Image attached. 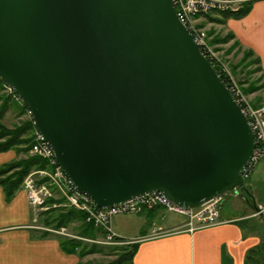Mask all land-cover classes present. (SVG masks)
<instances>
[{"label": "water", "instance_id": "95a60500", "mask_svg": "<svg viewBox=\"0 0 264 264\" xmlns=\"http://www.w3.org/2000/svg\"><path fill=\"white\" fill-rule=\"evenodd\" d=\"M0 77L98 207L240 187L256 138L173 0H0Z\"/></svg>", "mask_w": 264, "mask_h": 264}, {"label": "crops", "instance_id": "0c3cea01", "mask_svg": "<svg viewBox=\"0 0 264 264\" xmlns=\"http://www.w3.org/2000/svg\"><path fill=\"white\" fill-rule=\"evenodd\" d=\"M251 1L246 15L229 18L224 26L244 47L254 51L264 70V0ZM16 156L15 150L0 152V166ZM259 177L250 185L255 190L259 188L254 196L263 206L264 171ZM239 203L234 199L228 211L223 210V203L222 223L194 231L186 230L188 219L185 215L181 223L167 227L154 225V219L164 214L162 209L142 212L151 220L146 227V220L139 217L144 222L140 220L141 229L137 233L125 230L119 233L112 229L122 241L137 244L130 264H246L248 252L264 240V221L255 214L246 213V206ZM35 223L26 191L19 189L8 199L0 185V264H78L80 257L66 252L59 236H43ZM156 230L161 233L154 234Z\"/></svg>", "mask_w": 264, "mask_h": 264}, {"label": "built area", "instance_id": "2783aa9c", "mask_svg": "<svg viewBox=\"0 0 264 264\" xmlns=\"http://www.w3.org/2000/svg\"><path fill=\"white\" fill-rule=\"evenodd\" d=\"M238 1L239 0H230L228 4H224L225 2L221 0H173L179 19L193 34L201 52L222 74L224 69L214 60L215 56L205 40V33L200 29L198 30L197 20L199 15L202 18L203 15L210 14L216 9H238L239 6H233V4H238ZM227 82V86L236 102L247 116L256 138V145L251 160L243 170L244 179L247 180L250 178L258 162L264 158V107L258 111L252 110L242 99L240 90L237 89L230 80H227ZM5 87L9 96L16 100H22L12 86L5 83ZM28 113L31 115L30 110H28ZM31 151L35 155L46 159L50 166V169L43 168L32 170L25 177L22 184V188L26 191L36 216L38 217L41 212L54 208L58 204L84 211L86 213L87 222L94 223L96 226L102 227L106 231V237L103 240L83 238L92 242L107 244L116 242V234L112 229V219L116 215L138 214L156 208L185 215L188 219L185 223L186 230L188 231L216 225L223 222L220 207L225 197L230 192L235 196L239 195V187H237L235 190L222 193L210 199L199 207L187 208L173 203L163 193L155 191L113 206L101 208L94 203L92 197L88 193L79 190L74 185L69 175L57 162L54 150L38 130H35V140ZM234 192H238V194H234ZM59 198H62L61 201L53 205L49 203V200ZM40 227L62 236L75 237V235L67 232L66 227H60L58 229L45 226ZM158 233L161 232L156 230L154 234Z\"/></svg>", "mask_w": 264, "mask_h": 264}, {"label": "rangeland", "instance_id": "374dc122", "mask_svg": "<svg viewBox=\"0 0 264 264\" xmlns=\"http://www.w3.org/2000/svg\"><path fill=\"white\" fill-rule=\"evenodd\" d=\"M222 2H225L224 4H228V0H221ZM249 0H239L238 4H233V6H239V8ZM237 9V8H235ZM222 10H214L210 17H207V15H203L202 18L199 15L197 20L198 30L200 29L202 32L205 33V40L207 44L209 45V48L211 49L213 55L215 56L214 60L219 63L224 69L223 75L227 80H230L237 89L240 90L242 99L246 102V104L255 111H258L259 109H262L264 107V86L262 87V83L264 82V77L262 78V72L256 71L257 63L254 62L253 57L251 56L247 57L245 59L246 54H249L248 51L250 49L244 47L240 42L237 41L235 38L230 37V32L226 26H224L225 23H220L215 18L217 15L216 13L220 12ZM209 60V59H208ZM215 68H217L215 66ZM218 69V68H217ZM219 70V69H218ZM220 71V70H219ZM264 72V70H262ZM264 75V74H263ZM249 88H255L251 91H249ZM0 94L9 97L10 103H9V110L5 114L4 118L1 120V122L6 125L9 128H14L15 126L21 125L22 122H25L27 120L33 121L31 115L28 113L27 108H25V102L23 100H16L15 98L9 96L7 94V89L5 87V83L3 85V89L0 91ZM22 108H25V113H22ZM250 109V110H251ZM35 126L34 131L31 132V135H34L35 140ZM15 150V149H11ZM32 148L30 149V154L35 155L32 151ZM16 151V150H15ZM17 153V152H16ZM16 157H19L18 154ZM14 157V158H16ZM49 164V163H48ZM47 169H50L47 168ZM264 171V158L261 159L258 164L256 165L255 169L252 172L251 178L247 179V184L250 185V183L259 177L260 174ZM260 179V177L258 178ZM248 188L254 194V191L258 193V190H255L251 185ZM258 185V183H257ZM234 194H238V192H234ZM242 198V199H241ZM237 197L233 195V193H229L225 197V201L221 204V207L223 205V210L228 211L230 207H233L232 203L233 200H238L240 205L242 207L246 206L245 212L248 214H255L259 218V214L247 203V199L245 197ZM62 199V198H61ZM61 199H54L53 205L56 202L61 201ZM250 199H248L249 201ZM250 202V201H249ZM247 203V204H246ZM221 207H220V213H221ZM264 210V204L261 206ZM54 208H62V209H69L70 207H66L65 205H57ZM163 215H158L157 218L154 219V225L156 226H163L167 227V225L175 224V223H181L186 217L183 215L173 212L164 210ZM34 213V217H35ZM47 216V215H46ZM44 215L43 217H38V222L35 223L38 226L44 225L42 222V218H46ZM139 217H143V219L146 220V227L148 226L147 221L151 220L146 217V215L138 213V214H119L113 217L112 219V227L115 231L119 233L125 232H131V233H137V231H140L141 229V223ZM163 218V219H162ZM262 219V218H261ZM144 222V220H143ZM81 222L80 221H72L70 224L66 226L67 232H69L72 235H75V237H81L77 234L79 226ZM54 228V227H53ZM102 228V227H101ZM103 229V228H102ZM104 230V229H103ZM71 237V236H70ZM106 237V231L104 230L103 234H98L96 239L103 240ZM73 238V237H71ZM116 242L107 244V243H99L100 246H107L104 247V251L98 252V253H90L89 255H86L81 260L84 262V264H114L118 258L121 257L124 253H129L131 251V242L129 241H118L115 239ZM98 244V243H97ZM124 264H130L128 262H125Z\"/></svg>", "mask_w": 264, "mask_h": 264}, {"label": "trees", "instance_id": "16d2710c", "mask_svg": "<svg viewBox=\"0 0 264 264\" xmlns=\"http://www.w3.org/2000/svg\"><path fill=\"white\" fill-rule=\"evenodd\" d=\"M251 6L252 1L249 0L236 10L226 9L216 13L217 16L212 19H216L220 23H225L229 18H241L250 11ZM208 17H210V15ZM229 35L231 38H235L233 32H230ZM248 53L249 54H246L245 59L249 56H251V58L253 57L254 62L257 63V68L255 70L261 71L263 78L264 72L262 71L263 68L261 67L260 59L256 56L254 51L249 50ZM216 70L220 74L224 83L228 84L227 78H225V76L217 68ZM3 85L4 81L0 78V91L3 89ZM263 86L264 82L262 83V87ZM253 89L255 88H249L248 90L251 91ZM10 100L11 99L9 97L0 94V152L15 149L19 156L0 166V185L4 187L8 199H11L16 191L21 189L24 178L32 170L50 167L46 159L30 154V149L34 143V135H31V132L34 131L33 121L27 120L14 128H9L1 122L10 108ZM24 107L28 110L26 103ZM25 108H22V113H25ZM54 201L56 200L51 199L49 200V203L51 204ZM44 215L47 216L46 218H42L43 224L54 228L67 226L72 221H80L81 224L77 235L81 237L96 239L98 234H103L104 232L101 227L86 221V213L84 211L74 208H50L49 210L43 212L41 216L43 217ZM42 234L43 236H48L51 233L42 230ZM59 237L62 248L68 253L77 254L80 259L90 253L104 251V247H107L100 246L99 243L89 242L81 238H71L65 236ZM119 239L121 241V238H117L118 241ZM130 245H132L131 251L121 255V257L118 258L114 264H124L125 262L132 260L137 249V244L134 243ZM78 264H84V262L80 260ZM246 264H264V240L259 246L252 248L248 252Z\"/></svg>", "mask_w": 264, "mask_h": 264}, {"label": "flooded vegetation", "instance_id": "af4514ba", "mask_svg": "<svg viewBox=\"0 0 264 264\" xmlns=\"http://www.w3.org/2000/svg\"><path fill=\"white\" fill-rule=\"evenodd\" d=\"M247 203L249 204V201H248V199H247Z\"/></svg>", "mask_w": 264, "mask_h": 264}]
</instances>
